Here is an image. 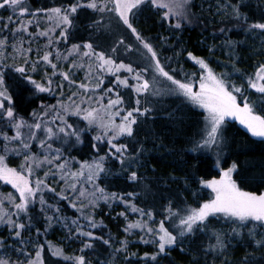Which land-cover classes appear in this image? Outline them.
<instances>
[{
	"label": "snow or ice",
	"instance_id": "snow-or-ice-1",
	"mask_svg": "<svg viewBox=\"0 0 264 264\" xmlns=\"http://www.w3.org/2000/svg\"><path fill=\"white\" fill-rule=\"evenodd\" d=\"M250 4L215 0L209 24L194 0H0L9 13L0 15V231L7 229L0 264H160L173 246L205 264H259L264 190L234 175L237 161L224 166L235 121L264 138V61L251 73L240 68L242 41L232 36L258 40L264 52V0H255V14ZM146 8L170 35L198 25L204 43L211 27L208 55L146 34L137 25ZM184 53L195 71L179 64ZM22 93L35 107L20 102ZM193 116L197 127L188 133ZM158 118L174 122L184 142L176 151L212 154L218 174L200 176L198 160L184 177L147 183L140 168L147 142L160 139L148 123ZM84 144L90 159L72 154ZM117 178L122 185L113 184ZM168 179L180 181L191 202L158 191ZM101 202L109 215L123 205L114 217L123 218L122 237L97 218ZM54 225L65 233L59 242L48 239ZM133 243L153 250L130 251ZM238 246L246 251L234 258Z\"/></svg>",
	"mask_w": 264,
	"mask_h": 264
},
{
	"label": "trees",
	"instance_id": "trees-1",
	"mask_svg": "<svg viewBox=\"0 0 264 264\" xmlns=\"http://www.w3.org/2000/svg\"><path fill=\"white\" fill-rule=\"evenodd\" d=\"M196 5V12H203V16L209 18L206 22L209 24L211 21V12L208 11L209 5H214L215 0H194ZM203 5V8H201ZM250 8L252 12L256 13L255 0H251ZM9 13L7 11L0 10V15L7 16ZM218 19V18H217ZM137 25L141 27L144 32L148 35L158 37L159 35L168 36V44L175 45L176 48L183 47L189 51H193L195 55L198 56H207L208 50L205 47V44H211L213 42L212 37L210 36L211 27H209L208 32H204L203 35L208 37V39L202 43V28L201 26H188L182 33L170 35L167 27H162L158 21V16L155 12L146 9L139 16ZM232 36L234 39H240L242 43L237 45L238 53L241 57V60L238 66L242 69H246L247 72L251 73L254 71V66L257 61H264V52H262L261 45L258 40H253L251 37L245 38L242 33H237L236 30L233 31ZM220 37H217V42ZM159 43L160 41L157 40ZM174 49H166V55H172ZM216 56L220 57L222 60H226L227 56L222 55L220 52L215 53ZM179 64L183 66L185 70L195 71L196 65L190 58H187L186 53L182 54L179 58ZM217 70H221L217 68ZM231 71V69H229ZM234 80L240 82L238 76L233 77ZM26 93H22L20 97V102L25 107H35V102H28L25 100ZM47 94H45V98ZM149 124L152 125L155 132L159 134L160 139L155 141V146L151 140L146 144L148 151L145 152L142 160L144 161L143 167L140 168V173L150 177L152 179L147 180L153 188L157 187L158 177H163L167 179L170 175H176L184 177L188 174V168L190 165L197 163V161H202L199 163V175L204 176L205 178H210L211 176L217 175L218 170L214 166V156L212 154L197 156L196 154L186 153L176 151L177 148L183 146L184 142L182 139L177 138L176 128L173 125L174 122H170L164 119H155L149 120ZM195 116L192 118V127L187 128L188 133H193L196 130ZM235 132L234 140L231 142L230 147L226 149L224 155L227 160L228 166L233 160L237 161L239 165V173L234 175H245L247 177L248 183L252 185L251 190H264V139H259L252 137L250 134L246 133L243 128H241L236 122L233 125V128L229 129V133ZM145 133H141L144 135ZM163 145V146H161ZM80 151H74L72 154L74 156H79L80 159H90V150L87 144L78 146ZM155 166V171L152 170V166ZM119 164H115L114 168H118ZM114 185H122L123 179L117 178L113 179ZM198 185L193 183L192 188H197ZM111 190H117L113 188ZM131 190V189H128ZM160 192L171 193L173 195L182 194L185 197H188L189 202H191L192 194L190 191H185L183 185L180 181H173L171 179L167 180V186L163 184L160 185ZM208 190L201 189L200 198L206 199ZM54 202V201H50ZM65 208L67 205L65 204ZM123 205L113 204L111 209V215H109V207L101 202L100 210H98V219L103 217L107 228L105 231L110 229L113 233H117L119 236H123L122 231H118L119 225L123 223V218L119 220L115 219V213L121 211ZM67 215H75L74 210H68ZM54 230L50 231L48 234V239L53 242H59L64 239V231L61 227L54 225ZM7 229L0 231V235H6ZM130 239H133L130 237ZM202 239V237H201ZM72 248H78L79 245L73 243ZM184 249L189 248L188 242L184 243ZM195 247V245H193ZM71 251V249H66ZM130 251L144 252L152 251L153 248L144 246L142 244L133 243L130 245ZM234 252V258H239L244 255L246 248L244 246H238L235 249H232ZM256 255L259 260V264H264V258L259 257L260 252H264V249H256ZM211 259V258H209ZM119 264H124L123 259L119 261ZM160 264H205L203 259L193 260L191 255L186 254L185 251H181L180 247L173 246L169 250V254L166 257H161ZM219 264V260H217Z\"/></svg>",
	"mask_w": 264,
	"mask_h": 264
},
{
	"label": "rangeland",
	"instance_id": "rangeland-1",
	"mask_svg": "<svg viewBox=\"0 0 264 264\" xmlns=\"http://www.w3.org/2000/svg\"><path fill=\"white\" fill-rule=\"evenodd\" d=\"M147 9V8H146ZM146 9H144V10H146ZM194 62V61H193ZM195 63V62H194ZM81 75H82V73H81ZM231 119V118H230ZM238 125H239V121H235ZM241 128H243V126H241V125H239ZM256 138H259V137H256ZM259 139H264V138H259ZM76 167H78V165H76ZM55 186V185H54ZM58 190H59V188H58ZM2 191L3 192H8V191H11V187L10 186H8V187H5V188H3L2 189ZM209 191V190H208Z\"/></svg>",
	"mask_w": 264,
	"mask_h": 264
}]
</instances>
